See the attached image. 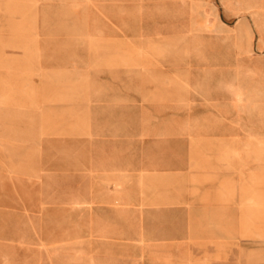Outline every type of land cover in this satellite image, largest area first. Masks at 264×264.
I'll return each mask as SVG.
<instances>
[{
	"label": "rangeland",
	"instance_id": "obj_1",
	"mask_svg": "<svg viewBox=\"0 0 264 264\" xmlns=\"http://www.w3.org/2000/svg\"><path fill=\"white\" fill-rule=\"evenodd\" d=\"M263 54L264 0H0V264H264Z\"/></svg>",
	"mask_w": 264,
	"mask_h": 264
},
{
	"label": "crops",
	"instance_id": "obj_2",
	"mask_svg": "<svg viewBox=\"0 0 264 264\" xmlns=\"http://www.w3.org/2000/svg\"><path fill=\"white\" fill-rule=\"evenodd\" d=\"M258 61H260L264 65V54H263L262 60H258ZM262 76L264 77V70L262 71ZM259 140H261V143H262L260 145L264 146V139H259ZM225 146H239V148L241 149V151H240L241 155L239 157V160H236L234 162V165L229 164V165H231V167H234L235 169H238L239 165H241V163L243 162L244 143L243 144H237L236 143V144H232L231 145L230 143H228L226 141L222 142L221 140H218V141H215L214 144L212 143L211 148H222V147H225ZM220 159H222V158H220ZM222 160L225 161L226 163L229 162V161H227V159H222ZM239 187H240V185H239ZM234 191L237 192V190L235 189V186H226L224 188V190H223L222 196H226V195H228L230 193H233Z\"/></svg>",
	"mask_w": 264,
	"mask_h": 264
}]
</instances>
